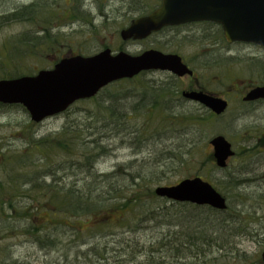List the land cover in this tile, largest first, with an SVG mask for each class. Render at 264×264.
I'll return each instance as SVG.
<instances>
[{
  "label": "rangeland",
  "instance_id": "1",
  "mask_svg": "<svg viewBox=\"0 0 264 264\" xmlns=\"http://www.w3.org/2000/svg\"><path fill=\"white\" fill-rule=\"evenodd\" d=\"M148 2L152 5L155 0ZM31 4L36 6L31 13L24 14L23 21L0 24V57H9V55L15 57L17 52H21L23 59L20 60V66L25 71L32 70L33 74H36L41 69L51 68L49 66L61 56L75 53L92 56L106 47L113 51H125L131 55H138L153 48L166 53L180 54L196 71L198 78L193 82L196 87H202L230 102L229 109L223 116L213 117L208 124L197 127L200 133L193 150L194 159H190L184 166L179 165L170 170L163 167L165 165L162 162L163 156L166 155L165 151L169 149L168 146L172 141L169 137L179 126L175 129L173 123L165 120V114L148 110L140 112L129 124H120L119 134L117 133L116 137L104 141L98 139L99 144L101 143L102 146L106 144L108 147H105L106 151L99 150L98 153L106 152V155L102 156L103 158L101 157L95 165V171L100 173L134 171L151 177V174L157 175L156 171H179L173 176L175 180L184 179L186 176H200L227 198L229 211L211 213L209 207L195 211L192 209L193 205L177 204L160 198L151 199L147 188L145 193H141L145 208L148 210L146 213H133L123 224L120 222L118 228L110 226L101 230V233L86 231L76 236V239L62 236L60 252H50L45 256V253L37 248L34 237L15 235L23 232L16 231L13 228V220L4 213L11 202L20 206L21 202L25 204L28 201L21 199L22 193L12 187L11 176L8 174V169H5V164L10 157L14 158L10 171H23L19 172L22 181L31 177L33 171L44 174V171L53 164L64 165L71 159L76 160L77 157H81L82 154L77 150L72 152L71 156L59 150L56 155H53L55 154L53 151H51L53 154L49 152L50 156H53L48 157L43 155L35 144L38 140L56 139L57 134L66 125L65 114L50 118L42 124L33 125L22 106L0 107V186L9 188L8 194H3L5 195L3 201H0V264H87L88 261L84 259L82 252L97 241H104V244L107 240L111 243H120L121 240L129 241L126 240L129 238L136 239L140 245H143L147 241L163 238L168 232H177L175 225L191 216L207 219L209 229L217 228L224 223L225 231L222 230L221 235L225 241H228L227 243L234 246V250L222 252L213 248L207 252L208 256H201L196 260L190 258L180 264H261V254L264 250V145L262 144L264 102L246 104L242 101V97L253 86L264 83V49L241 43L230 45L225 39L222 40L223 34L219 27L200 24L165 33L171 35L168 43L166 39H161L164 34L149 41L125 42L120 37V31L134 18H131V15L136 14H131L126 7L127 4L120 0H0V18ZM130 5L134 6L135 3L131 2ZM139 6L140 4L136 2L135 7ZM43 30H47L50 38H43ZM23 37L38 39L36 41L33 39L30 46H24L20 43V41L25 42L26 39L22 40ZM39 39L41 43H38ZM155 41L160 42L155 44ZM5 63L10 66L7 59ZM143 78L145 81L160 85L168 82L170 76L150 72ZM170 83L181 93L182 90L189 88L191 81L186 78L183 82H178L171 77L168 84ZM122 86L125 87V84ZM159 97L156 94L148 95L149 100H157ZM169 101L170 99H167L164 102ZM93 104L86 102L77 104L80 109L89 110L91 115L87 116V119L85 112L73 114L71 118L80 125H88L89 122L94 125L93 117L98 115L99 108L94 107ZM169 104L173 110L195 113L202 117H207L210 113L205 107L185 100L183 106H178L176 102ZM141 125H145L146 133L143 130L145 135L143 137L134 134L137 129H141ZM93 133L94 130L81 133V138L77 140L87 143L92 139L103 137L105 132L98 130L96 136L89 138L87 134ZM177 133L175 132L172 137L178 138ZM220 135L225 136L235 151V156L229 160L224 170L218 169L209 159L213 154L210 140ZM149 137L152 139L150 140ZM185 139L188 142V138ZM97 151L88 153L87 157L92 153L96 154ZM42 174L37 175L34 182L39 183L40 179L41 181L45 179L47 183L52 181L51 178H44ZM60 176L62 173L57 174L58 179ZM233 179H249V182L241 183L242 185L232 189L229 182ZM156 187L154 186L153 189ZM24 189L27 187L24 186ZM128 194L131 195L132 191ZM1 202L6 206L2 207ZM150 210L152 212L158 210L161 220L154 224H139L141 218L149 217ZM243 214L246 215L245 218H241V224L237 225L236 221ZM117 217L116 215L115 218ZM170 219L172 220L170 223L174 224L171 226V231L165 226L163 228L156 226ZM17 222V218H14V224ZM228 225L239 234L237 237L232 238L228 235L230 234ZM84 227H87V224ZM133 230H136L137 234L136 232L133 234ZM110 233L119 234V237L112 238L107 235ZM104 237L109 238L105 241ZM80 243L84 245H79Z\"/></svg>",
  "mask_w": 264,
  "mask_h": 264
},
{
  "label": "trees",
  "instance_id": "2",
  "mask_svg": "<svg viewBox=\"0 0 264 264\" xmlns=\"http://www.w3.org/2000/svg\"><path fill=\"white\" fill-rule=\"evenodd\" d=\"M35 6L36 4L23 6L12 14L3 16L0 18V24L23 21L22 17L24 14L31 13ZM34 38L28 37L26 39L23 37L22 40H26L24 43L23 41H20V43L24 46H30ZM43 38H50L47 35V30H43ZM37 39L34 40L36 41ZM27 40L31 41L27 42ZM40 40H38V43H41ZM222 40L224 41L223 35ZM21 54V52H17L15 57H11V55L9 57H0V79H18L22 76L34 75L32 70L25 71L20 66V60L23 59ZM63 57L61 56L59 60ZM5 59L9 61L10 66L6 65ZM56 63L57 61L49 67H54ZM143 75L133 80L112 84L103 89L96 98L86 102L94 103V107L99 108L98 115L93 117L95 119L94 125L91 122L88 125H80L79 122L71 118V115L78 112H85L86 119L88 118L87 116L91 115L89 110L86 108L80 109L76 104L65 113L67 116L66 125L57 134L56 139L38 140L35 143L40 152L48 157L56 155L59 150L71 156L72 152L80 150L83 157L79 156L76 160L71 159L64 165L53 164L51 168L44 171V174L40 171H33L31 177L22 181L20 180L19 172L23 171H10V166H13L15 159L11 157L7 159L5 169H8V174L11 176L12 187L16 191L19 189L22 193L21 199L28 201L25 204L21 202L22 206L14 205L11 202L4 213L13 220V228L16 231L20 230L23 232V234L18 232L15 235L34 237L37 248L44 252L45 256H48L50 252H60L62 236L67 239L69 237L76 239V236L84 234L86 231L101 233V230L110 226L118 228L119 223L123 224L133 213H146L148 210L145 208L142 192L145 193L148 188L149 198L158 199L155 195V189H153L154 186H168L178 182L179 179L175 180L173 176H176L179 171H156L157 175L151 174V177L134 171H113L111 173L95 171L96 163L102 156L106 155V152L104 154L98 153L99 150H105V147H108L106 144L104 146L101 143L99 144L98 139L104 141L107 138L116 137L117 133L119 134L120 124H129L140 112L146 110L165 114V120L167 119V122L173 123L175 129L178 128L177 126L179 128L173 131L169 137L172 141L168 146L169 149L165 151L166 155L163 156L164 161L162 162L165 164L163 167H167L166 170H170L179 165L184 166V164L189 163L190 159H194L193 150L200 133L198 128L203 124H208L214 115L209 113V116L202 117L195 113L173 110L169 103L176 102L178 106H183V101L180 99L177 87H173L172 83L168 84L171 78H169L168 82L155 85L153 82L145 81ZM123 84H125V87L127 85L130 86L125 88L122 86ZM200 89L206 91L202 87ZM150 94H156L160 97L157 100H149L148 95ZM167 99H170L171 102H164ZM80 103L84 102L82 101L78 104ZM0 107L8 108L9 106L5 107L0 104ZM183 126L188 127L183 128ZM83 127L85 130H83ZM144 127L145 125H141V129H137L134 134L145 136ZM93 130L95 133L92 135L87 134L89 138L96 136V131L98 130H102L105 133L103 137L100 136L87 143L80 142V139L77 140L81 138V133L84 134V132ZM175 132H178V138L176 136L175 138L172 137ZM149 138L150 140L152 139V137ZM185 138H188V142H186ZM262 144L264 145V139H262ZM38 148L37 151L39 150ZM96 150H98L96 154L92 153L87 157L88 153ZM49 152L53 155L50 156ZM159 153L162 154L163 152ZM209 159L211 162L214 161L212 155ZM14 165H16V162ZM60 169L62 171H59ZM40 173L44 178H51L52 181L47 183L45 179L42 181L40 179L39 183L34 182V178ZM58 173H62L59 179L57 178ZM245 182H249V179H233L229 184L234 189ZM24 186L27 189H24ZM8 191L9 188L0 186V201H3V196H5L3 194H8ZM129 191H132L131 195L128 194ZM3 206L6 205L2 204ZM201 208L192 206L195 211ZM136 209H138L137 212ZM227 211H229V206ZM210 212L215 213L216 211L211 209ZM116 215L118 216L117 218H115ZM245 216V214L242 217L240 216L236 221L237 225L241 224ZM160 217L158 210L154 212L150 210L149 217L141 218L139 224H154L159 221ZM14 218L18 220L16 224H14ZM170 221L172 220L156 224V226L160 228L165 226L168 231H171V226L174 224H171ZM19 224L22 225L19 226ZM86 224L87 227H84ZM207 224V219L202 220L191 216L175 225L177 232H168L161 239L147 241L148 245L147 242L140 245L136 239L130 240L129 238L126 239L129 241L121 240L120 243H111L107 240L104 244V241H97L85 252H82V255L88 261L87 264H122L123 262L134 264H180L190 258L196 260V258L201 256H208L207 252L213 248L222 252L229 249L234 250V246L227 243L228 241H225L221 235V231H225L224 223L217 228L211 229L208 228ZM229 227L231 226L228 225L230 234H227L232 238L237 237L239 234L233 230L234 228ZM138 229L140 228L138 227ZM133 231V234L135 232L137 234L136 230ZM107 235L112 238L119 237V234L116 233ZM108 238L104 237V240ZM79 245H84V243Z\"/></svg>",
  "mask_w": 264,
  "mask_h": 264
},
{
  "label": "water",
  "instance_id": "3",
  "mask_svg": "<svg viewBox=\"0 0 264 264\" xmlns=\"http://www.w3.org/2000/svg\"><path fill=\"white\" fill-rule=\"evenodd\" d=\"M195 22L219 24L229 43H251L264 48V0H163L160 9L134 21L121 32L123 40H143L167 26ZM167 71L177 77L192 76L193 71L175 54L148 50L133 56L126 52L113 54L111 49L84 57L64 58L52 70L36 76L0 81V103L22 105L31 120L40 123L65 112L81 100L94 98L105 87L123 79H133L143 72ZM183 96L222 115L227 101L203 92H184ZM264 99V87L250 91L244 101ZM219 168L227 166L234 156L232 145L224 136L210 141ZM155 193L174 202L210 206L224 211L226 199L202 178L185 179L174 186H160ZM264 263V252L262 254Z\"/></svg>",
  "mask_w": 264,
  "mask_h": 264
},
{
  "label": "flooded vegetation",
  "instance_id": "4",
  "mask_svg": "<svg viewBox=\"0 0 264 264\" xmlns=\"http://www.w3.org/2000/svg\"><path fill=\"white\" fill-rule=\"evenodd\" d=\"M122 2H124L125 4H127V8H128V11L131 13V14H136V15H131V16H134L135 18L134 19H131L130 23L128 24V26H126V28H128L132 21L139 18V17H144V16H148L149 14L155 12L156 10L160 9L161 6H162V1L163 0H155V2H153V4L151 5L148 0H146V2H144V0H120ZM131 2H134L135 5H136V2H138L140 4V6H142L143 8H140L139 7H135L134 6H131ZM209 25V26H218L216 24H213V23H209V22H201V23H195V24H189V25H183V26H179V27H167V28H163L161 31L157 32V33H153L151 36H149L147 39L145 40H142V41H149V40H152L154 39L155 37H157L158 35H163V37H161V39H166L167 40V43L169 42L170 38H171V35L170 34H165V33H168V32H174V31H180L182 30L184 27H187V26H191V25ZM219 27V26H218ZM220 28V27H219ZM221 29V28H220ZM130 41H134V40H130ZM162 41V40H160ZM160 41H155V44H158ZM129 42V41H128ZM170 54H177L176 52L174 53H170ZM181 56V55H180ZM183 58V57H182ZM183 62L188 65L184 59H183ZM191 70H193L194 72V76L193 77H189V76H185L184 78H176L175 76H173L172 74L170 73H163V74H167L170 76V78L172 77L173 79H175L176 81L178 82H183L186 78L189 79V81H191V84H189V88L187 90H182L181 93L179 92V95H180V99L183 101L185 99L182 98V94L184 92H188V91H191V90H196V86L195 84H193L194 81H197V78L196 77V71L190 66ZM263 70V69H262ZM161 73V72H160ZM263 84V83H262ZM261 85V84H260ZM260 85H255L253 86L250 90H248L244 96L242 97V99L246 96V94L251 91L252 89H254L255 87H258ZM201 90V89H199ZM181 100H179L181 102ZM228 101V100H227ZM259 102H264V100H257L255 102H244L246 104H253V103H259ZM229 105H230V102L228 101Z\"/></svg>",
  "mask_w": 264,
  "mask_h": 264
}]
</instances>
